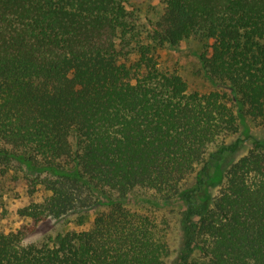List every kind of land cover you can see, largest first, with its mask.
Returning a JSON list of instances; mask_svg holds the SVG:
<instances>
[{"label": "trees", "instance_id": "1", "mask_svg": "<svg viewBox=\"0 0 264 264\" xmlns=\"http://www.w3.org/2000/svg\"><path fill=\"white\" fill-rule=\"evenodd\" d=\"M159 1L144 27L125 0H0V264H163L169 223L142 200L183 206L175 264H264V141L241 132L264 125V0ZM191 38L229 92L161 69Z\"/></svg>", "mask_w": 264, "mask_h": 264}, {"label": "rangeland", "instance_id": "2", "mask_svg": "<svg viewBox=\"0 0 264 264\" xmlns=\"http://www.w3.org/2000/svg\"><path fill=\"white\" fill-rule=\"evenodd\" d=\"M128 8L133 10L142 26L148 27L152 22H155L163 13L164 6L159 0H125ZM205 43L199 38H191L176 47H165L158 53L160 59L161 69L165 71L176 70L184 78L189 85V92H199L202 94L213 91L229 92L224 88L218 87L213 82L201 61V57L205 52ZM241 132H249L253 136L264 141V125H259L250 118H245L241 121ZM235 139L229 137L228 141ZM249 147H245L238 154L229 157L225 166L233 163L246 155ZM224 166V167H225ZM226 169V168H225ZM131 210L140 213H149L160 221L166 219L169 223L167 230V240L169 243L170 254L165 258L163 264H175L177 251L182 240V213L183 206L179 203L172 205H156L142 200L140 204L129 203L127 205ZM105 207L99 205L88 212H73L60 219L49 218L42 222L34 235H32L28 243H41L63 235L68 230H82L88 226L98 213L104 211ZM81 217L85 226H76L77 219ZM22 221H16L13 225H7L5 230L7 232L16 230L22 225Z\"/></svg>", "mask_w": 264, "mask_h": 264}]
</instances>
